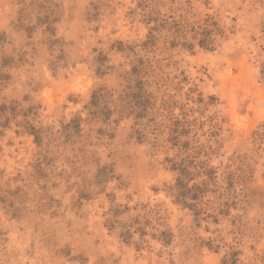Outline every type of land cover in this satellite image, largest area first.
I'll use <instances>...</instances> for the list:
<instances>
[{
    "label": "rangeland",
    "instance_id": "374dc122",
    "mask_svg": "<svg viewBox=\"0 0 264 264\" xmlns=\"http://www.w3.org/2000/svg\"><path fill=\"white\" fill-rule=\"evenodd\" d=\"M0 264H264V0H0Z\"/></svg>",
    "mask_w": 264,
    "mask_h": 264
},
{
    "label": "trees",
    "instance_id": "16d2710c",
    "mask_svg": "<svg viewBox=\"0 0 264 264\" xmlns=\"http://www.w3.org/2000/svg\"><path fill=\"white\" fill-rule=\"evenodd\" d=\"M203 44H205V43H203ZM203 46H204V45H203ZM171 190H172V188H171ZM177 196H178V197H180V196L182 197V195H181V194H179V193H177Z\"/></svg>",
    "mask_w": 264,
    "mask_h": 264
}]
</instances>
